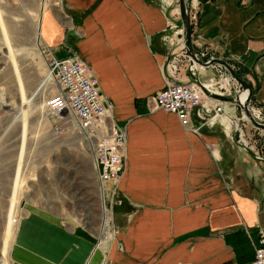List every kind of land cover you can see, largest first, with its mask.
Instances as JSON below:
<instances>
[{
	"label": "crops",
	"instance_id": "1",
	"mask_svg": "<svg viewBox=\"0 0 264 264\" xmlns=\"http://www.w3.org/2000/svg\"><path fill=\"white\" fill-rule=\"evenodd\" d=\"M60 2L71 18L53 7L42 12L48 56H80L110 100L112 118L128 133L125 172L117 187L118 226L111 228L115 239L105 254L98 244L101 219L91 229L74 214L51 208L47 195L46 207L28 203L20 216L11 264H102L104 258V264L252 260L258 228L264 230V160L239 145L219 117L194 130L171 112L151 109L149 97L167 78L196 80H190L192 68L184 75H171L165 68L177 27L175 9L166 0ZM187 5L194 49L206 52L201 59L214 55L229 62L253 88L252 105L264 113V0H187ZM215 66L202 68L207 75ZM226 111L238 115L230 104ZM191 125H200L198 117H192ZM244 131L264 139V128ZM98 198L100 212V187Z\"/></svg>",
	"mask_w": 264,
	"mask_h": 264
},
{
	"label": "rangeland",
	"instance_id": "2",
	"mask_svg": "<svg viewBox=\"0 0 264 264\" xmlns=\"http://www.w3.org/2000/svg\"><path fill=\"white\" fill-rule=\"evenodd\" d=\"M166 1L176 11L177 24L170 36L171 48L169 46L165 62L168 73L184 75L187 71L191 73L192 67L190 80L196 79L198 85L202 88L204 85L203 89L212 95L223 96L224 101L236 108L238 119L244 120L240 121L244 129L251 128L253 131L255 127L245 120L242 109L236 107L235 99L239 101L244 89L222 66L213 64L217 69H212L206 75L205 68L189 59L183 40L177 37L180 32L183 35L184 27L181 24L179 0ZM48 7L56 9L57 14L60 9L62 14L70 16L60 0H0V264H11V249L18 222L28 203L46 207V197L49 195L51 208L58 213L74 214L91 229L92 224L98 227L101 219L98 204L101 186L95 178L89 147L74 132L56 138L51 133V127L56 122L48 116L45 98L47 93L56 92L57 83L50 79L38 96H31L39 82L48 77L47 57L50 56L43 55L49 54L42 39L38 43L35 38L37 16ZM73 24L71 20L72 29L75 27ZM15 67L20 71L19 78ZM249 108L258 121L264 122L261 107L252 105L251 101ZM250 133L248 131L245 135L246 145L236 141L252 150L255 156H259L258 159L264 160L263 137ZM233 136L236 139V135ZM113 198L114 204L109 206L107 202L106 205L110 211L108 223L113 237L109 234L104 236L101 231L102 237L98 243L104 249L110 248L115 239L111 228L118 226L115 220L120 204L117 190L113 192ZM15 218L17 221L13 222Z\"/></svg>",
	"mask_w": 264,
	"mask_h": 264
},
{
	"label": "built area",
	"instance_id": "3",
	"mask_svg": "<svg viewBox=\"0 0 264 264\" xmlns=\"http://www.w3.org/2000/svg\"><path fill=\"white\" fill-rule=\"evenodd\" d=\"M201 53L200 56L205 55ZM47 56V54H46ZM213 56H210V59ZM209 59H207L208 61ZM47 75L57 83V90L47 93L45 106L47 113L56 122L51 127L54 137L74 132L79 134L81 141L92 150L94 170L99 176V185L108 182L111 188L104 191L110 193V204H114L113 192L117 190L120 178L126 167L127 132L124 125H119L113 118V106L102 92L99 80L91 67L80 56L72 54L64 58H47ZM151 109H162L175 114L180 123L189 129L200 130L206 121L213 117L225 120L236 135V140L246 145V133L237 116L227 114L228 102L214 103L210 93L195 81L171 82L166 79L164 86L149 97ZM199 119L200 125H191L192 117ZM259 157V156H258ZM100 187V189H101ZM103 188V187H102ZM256 248L252 260L246 264H264V230L258 228Z\"/></svg>",
	"mask_w": 264,
	"mask_h": 264
},
{
	"label": "water",
	"instance_id": "4",
	"mask_svg": "<svg viewBox=\"0 0 264 264\" xmlns=\"http://www.w3.org/2000/svg\"><path fill=\"white\" fill-rule=\"evenodd\" d=\"M178 7L180 11V18H181V24L184 25L183 27V35L178 34L177 37L183 40V44L186 50V54L189 57L191 61H194L195 63L199 64L200 66H208L213 63H218L223 66V68H226V70L229 72L230 75L234 77L237 83L241 86L242 89L248 90L246 101L247 103L243 105V108L239 106V102L237 101V98L235 99L237 104V109H242L244 114L247 116V120L251 123V125H254L255 127L264 128V122H260L256 120L254 117V114H251L249 111V104H251V96H252V90L253 88L250 87L249 83L243 79L239 74L236 73L234 68L231 66V64L225 60H222L221 58L212 57L210 61L205 63L201 59L198 58V55L200 56L201 53H198L192 44L193 38L191 37V20H190V10H188L187 0H179L178 1ZM212 98L225 100L223 96L213 94ZM241 117V116H240Z\"/></svg>",
	"mask_w": 264,
	"mask_h": 264
},
{
	"label": "bare ground",
	"instance_id": "5",
	"mask_svg": "<svg viewBox=\"0 0 264 264\" xmlns=\"http://www.w3.org/2000/svg\"><path fill=\"white\" fill-rule=\"evenodd\" d=\"M47 1V0H46ZM43 8H45V5H44V7ZM38 18H37V20H36V22H35V38H36V40H37V42L39 43L40 42V40L42 39V37H41V21H42V11L38 14V16H37ZM70 23V25H71V21L69 22ZM182 32H180V33H178V34H181ZM10 51H11V49H10ZM14 55V54H13ZM12 55V56H13ZM11 58V57H10ZM16 64V63H15ZM196 65H197V63H195ZM14 66V65H13ZM195 68V67H194ZM15 69H16V67H15ZM17 71H16V74L18 75V78H19V74H20V71L18 70V68L16 69ZM48 80H50V77L48 76V77H46L44 80H42V81H40L39 83V85L37 86V89L35 90V92L33 93V95H31V96H35V95H37L39 92H41L40 90L42 89V88H44L49 82H48ZM208 86V88H209V85L208 84H205V87H207ZM247 94H248V90H245L244 89V93L242 94V97H240L239 98V106L240 107H242L243 108V105L244 104H246L247 103V101H246V98H247ZM241 95V94H240ZM38 96V95H37ZM249 111H250V109H249ZM251 113V112H250ZM227 114H229V113H227ZM244 114V113H243ZM230 115V114H229ZM49 116V115H48ZM231 116V115H230ZM50 117V116H49ZM243 117L245 118V120L247 119L246 117V115L244 114L243 115ZM51 118V117H50ZM51 120H52V118H51ZM242 121H244L243 119H242ZM227 125H228V123H227ZM88 150V149H87ZM90 152L92 153V150L90 149ZM93 157V156H92ZM94 161V160H93ZM98 178H99V176H98ZM102 185H104V186H102L101 187V191H100V195H101V229L103 230L102 231V233H103V235L104 236H107L106 234H109L110 236L112 235V232H110V225H109V223H108V220H109V214H110V211H109V207L107 208V202L109 203V201H110V193H108V191L106 190V191H104L105 190V187H109V185L107 184V182H102ZM112 200V199H111ZM111 202V201H110ZM17 221V219L15 218V219H13V222H16ZM112 237H113V235H112ZM104 238V237H103ZM102 238V239H103ZM103 242V241H102ZM106 245V244H105ZM100 248H102L101 246H100ZM103 249V251L105 252V254H107V253H109L108 252V249L107 248H102ZM104 262H105V259L103 260V262H102V264H104Z\"/></svg>",
	"mask_w": 264,
	"mask_h": 264
}]
</instances>
